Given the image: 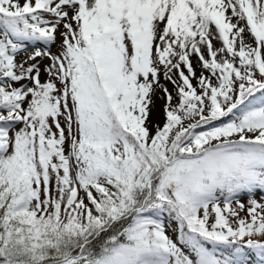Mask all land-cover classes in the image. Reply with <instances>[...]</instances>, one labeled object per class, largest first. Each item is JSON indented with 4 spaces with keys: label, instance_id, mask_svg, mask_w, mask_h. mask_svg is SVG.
I'll return each instance as SVG.
<instances>
[{
    "label": "snow or ice",
    "instance_id": "obj_1",
    "mask_svg": "<svg viewBox=\"0 0 264 264\" xmlns=\"http://www.w3.org/2000/svg\"><path fill=\"white\" fill-rule=\"evenodd\" d=\"M0 264H264V0H0Z\"/></svg>",
    "mask_w": 264,
    "mask_h": 264
},
{
    "label": "bare ground",
    "instance_id": "obj_2",
    "mask_svg": "<svg viewBox=\"0 0 264 264\" xmlns=\"http://www.w3.org/2000/svg\"><path fill=\"white\" fill-rule=\"evenodd\" d=\"M213 44H214V46L216 48H219L221 46V42L218 41V40H213ZM192 63L194 65V67L196 68L197 75H199L200 72H201V68H200L199 64L197 63L195 57H193ZM204 74L208 75L207 72H205ZM161 83H163L166 87H168V89L173 92V95H175V90H174V87H173L172 84H170L169 82L165 81L163 79V77H161ZM193 83L195 84L196 82L193 81ZM161 95L162 94L158 92L156 97L154 98L155 99V105H154L152 116H151L150 126L152 124H156V123H160V124L163 123V118L164 117H163L162 109H163L164 101L162 99H160Z\"/></svg>",
    "mask_w": 264,
    "mask_h": 264
},
{
    "label": "rangeland",
    "instance_id": "obj_3",
    "mask_svg": "<svg viewBox=\"0 0 264 264\" xmlns=\"http://www.w3.org/2000/svg\"><path fill=\"white\" fill-rule=\"evenodd\" d=\"M244 38L245 40L249 43V44H252L253 46L254 45V41H253V38L250 36V34H248L247 32L245 33L244 35ZM53 51H55V49H53ZM151 127V126H150ZM257 199H259V196H257Z\"/></svg>",
    "mask_w": 264,
    "mask_h": 264
}]
</instances>
